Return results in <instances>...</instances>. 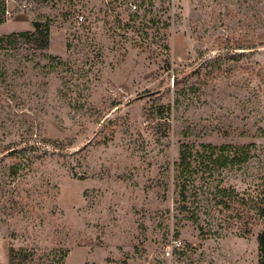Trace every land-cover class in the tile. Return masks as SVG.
<instances>
[{"label": "rangeland", "instance_id": "374dc122", "mask_svg": "<svg viewBox=\"0 0 264 264\" xmlns=\"http://www.w3.org/2000/svg\"><path fill=\"white\" fill-rule=\"evenodd\" d=\"M7 3L0 264H259L264 221L206 193L202 235L176 200L183 143L237 147L217 178L264 197V0Z\"/></svg>", "mask_w": 264, "mask_h": 264}, {"label": "trees", "instance_id": "16d2710c", "mask_svg": "<svg viewBox=\"0 0 264 264\" xmlns=\"http://www.w3.org/2000/svg\"><path fill=\"white\" fill-rule=\"evenodd\" d=\"M7 1L0 0V23H4L8 19ZM20 35H41V38L43 37L44 39V44L41 47L49 45V29H43L40 22L34 23L33 32L21 33ZM14 36L16 34L2 36L0 44L4 43L7 38ZM237 48H252V46L238 44ZM238 150L237 147L234 149L233 146L228 144L217 146L213 144L196 145L183 143L181 146L180 160L177 163V187H179L176 200L177 209L183 215L181 218L192 221L200 227L202 235H206L204 225H211L208 218L207 221L201 222V215L206 212H203L205 207H203L199 197L206 195V193H208L209 197L213 196L212 199H214L215 203L212 206L217 205L221 208L219 212L225 216L224 222L232 224L235 221L244 219L241 222L242 226L238 229H243L246 233L253 229L257 220L264 221V197L260 196L262 195L261 193L255 198L248 200L235 187L227 186L226 182L217 178L218 173L230 171L236 165L241 164ZM215 181H218V184L213 186ZM249 209H255L257 216L249 214V217H245V214L249 213L246 210ZM211 210L209 209V212ZM259 245L261 253L259 264H264V230L259 234ZM14 251L12 249L10 253L12 263L17 258L13 255Z\"/></svg>", "mask_w": 264, "mask_h": 264}, {"label": "built area", "instance_id": "2783aa9c", "mask_svg": "<svg viewBox=\"0 0 264 264\" xmlns=\"http://www.w3.org/2000/svg\"><path fill=\"white\" fill-rule=\"evenodd\" d=\"M131 6L134 8V9H136L137 8V5L136 4H132L131 3ZM80 19H82V17L80 18ZM2 236L0 235V245L2 244Z\"/></svg>", "mask_w": 264, "mask_h": 264}]
</instances>
